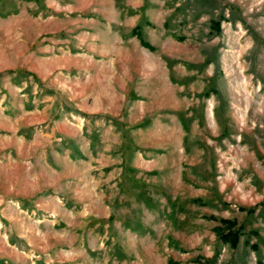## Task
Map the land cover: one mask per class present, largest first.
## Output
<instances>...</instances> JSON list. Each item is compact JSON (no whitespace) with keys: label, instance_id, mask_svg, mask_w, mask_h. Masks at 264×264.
Returning a JSON list of instances; mask_svg holds the SVG:
<instances>
[{"label":"rangeland","instance_id":"374dc122","mask_svg":"<svg viewBox=\"0 0 264 264\" xmlns=\"http://www.w3.org/2000/svg\"><path fill=\"white\" fill-rule=\"evenodd\" d=\"M0 264H264V0H0Z\"/></svg>","mask_w":264,"mask_h":264},{"label":"trees","instance_id":"16d2710c","mask_svg":"<svg viewBox=\"0 0 264 264\" xmlns=\"http://www.w3.org/2000/svg\"><path fill=\"white\" fill-rule=\"evenodd\" d=\"M234 236V235H233ZM236 237L234 236L233 239H235Z\"/></svg>","mask_w":264,"mask_h":264}]
</instances>
